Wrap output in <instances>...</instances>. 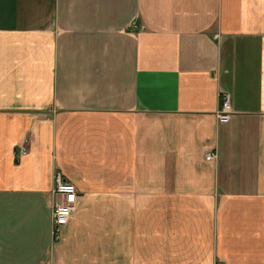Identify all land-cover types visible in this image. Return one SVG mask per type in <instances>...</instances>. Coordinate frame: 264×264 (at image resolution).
Returning <instances> with one entry per match:
<instances>
[{"label": "crops", "instance_id": "crops-1", "mask_svg": "<svg viewBox=\"0 0 264 264\" xmlns=\"http://www.w3.org/2000/svg\"><path fill=\"white\" fill-rule=\"evenodd\" d=\"M215 263L264 264V0H0V264Z\"/></svg>", "mask_w": 264, "mask_h": 264}, {"label": "built area", "instance_id": "built-area-1", "mask_svg": "<svg viewBox=\"0 0 264 264\" xmlns=\"http://www.w3.org/2000/svg\"><path fill=\"white\" fill-rule=\"evenodd\" d=\"M231 114V106L229 95L223 93L221 95L220 108L217 111V119L219 122H225ZM28 138H25L19 147V155H24L27 152ZM216 156L215 152L210 149H204V158L212 160ZM52 205H51V234L53 240H57L60 236L61 228L67 224L72 212L74 211L75 203L78 197L76 186L65 180L59 172H55L53 178V187L51 189ZM222 264V263H215Z\"/></svg>", "mask_w": 264, "mask_h": 264}]
</instances>
